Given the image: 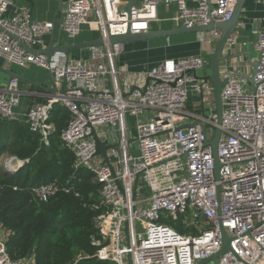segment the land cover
Wrapping results in <instances>:
<instances>
[{
    "label": "built area",
    "instance_id": "1",
    "mask_svg": "<svg viewBox=\"0 0 264 264\" xmlns=\"http://www.w3.org/2000/svg\"><path fill=\"white\" fill-rule=\"evenodd\" d=\"M64 3V36L74 42L89 26L99 33L103 46L88 48L86 59L60 64L21 46L44 50L54 24L34 21L29 7L5 16L13 3L0 0V59L8 68L50 71L54 89L44 95L45 103L18 112L22 98L30 94L20 90L17 79L9 80L0 88V119L26 125L48 146L55 131V108L66 109L70 116L60 141L73 154V174L64 185L53 181L31 188L33 198L45 203L60 193L78 197L73 185L80 182L79 172H88L92 182L100 184L90 209L96 213L93 257L102 262L198 264L219 252L223 229L230 249L217 258L218 264H264V17L250 24L254 41L248 42L242 11L223 48L216 179L212 150L206 146L217 127L214 91L204 80L210 75L197 74L209 65L220 31L197 35L202 47L198 54L164 60L138 74L117 68L124 45L109 40L150 30L158 22L161 5L176 7L174 27L225 23L232 19L238 0H139L130 8L129 0ZM257 4L264 12V0ZM248 43L258 53L254 60L239 56ZM189 100L191 111L185 109ZM126 115L136 122L137 153L128 139ZM104 127L109 128L110 140L97 133ZM93 133L108 148V161L96 155ZM27 162L7 157L2 165L13 174ZM163 214L184 233L159 224ZM11 236L13 232L0 225V264H35L33 254L10 258L6 244Z\"/></svg>",
    "mask_w": 264,
    "mask_h": 264
},
{
    "label": "trees",
    "instance_id": "2",
    "mask_svg": "<svg viewBox=\"0 0 264 264\" xmlns=\"http://www.w3.org/2000/svg\"><path fill=\"white\" fill-rule=\"evenodd\" d=\"M51 120L55 131L45 146L26 125L0 119V160L4 154L28 160L13 174L0 168V225L13 232L7 252L12 260L33 254L35 264H72L76 260V264H109L93 257L96 213L90 204L97 199L99 187L88 172H79L80 182L73 185L78 197L60 193L42 203L32 196L31 188L53 181L64 185L73 174V154L60 141L69 113L57 106ZM172 227L184 233L180 226Z\"/></svg>",
    "mask_w": 264,
    "mask_h": 264
},
{
    "label": "crops",
    "instance_id": "3",
    "mask_svg": "<svg viewBox=\"0 0 264 264\" xmlns=\"http://www.w3.org/2000/svg\"><path fill=\"white\" fill-rule=\"evenodd\" d=\"M65 2V0H62ZM139 1V0H137ZM249 1V0H248ZM246 2L243 8L242 19L246 26V15L249 12L255 13L254 10L256 8V13L260 14L259 17L255 19H262L264 17V12L259 4H257V0H250V2ZM12 6L9 8L8 12L5 16L11 17L14 12L21 7H29L32 12V19L36 22H50L54 24V45L59 46L60 44H75L77 42L90 41L97 39L99 37V33L94 31L91 32L90 35H85L87 30L84 28L81 35H79V39L74 42H69L65 39L62 31H61V21H62V12L56 15L54 20V13L58 8V0H12ZM176 13L175 6H159L157 10V23H152L154 25L152 27L150 25V30H162V29H170L174 28V24L171 22V18ZM244 35V34H243ZM48 35L45 38V47L49 42ZM197 37V35H194ZM191 35H183L177 36L170 39H159L148 42H134L124 45V52L116 59V66L119 69H126L129 73L138 74L143 72H148L160 62L168 59H178L183 57L192 56L198 54L202 49L201 46H197V48L193 51H184L181 50L180 45H183L190 41ZM198 44V43H197ZM199 47V48H198ZM240 54V53H239ZM89 56V52L87 49L84 50H76L69 54L68 57L60 54H56L54 58L51 60L53 63L58 62L60 64L65 63L67 60H80L86 59ZM42 70L35 66H29L25 69L17 68L14 69L8 68L3 60L0 59V88L5 86L9 82V77L2 70H10L20 74L28 78L29 80L35 82H43V88L52 89V83L48 80H44V73H39L38 70ZM20 83V90L24 91L30 95H26L21 100V105L17 109V111H24L25 109L31 108L34 105L43 104L47 100L44 96L47 92L41 89L38 85L33 86L26 82ZM49 93V92H48Z\"/></svg>",
    "mask_w": 264,
    "mask_h": 264
},
{
    "label": "water",
    "instance_id": "4",
    "mask_svg": "<svg viewBox=\"0 0 264 264\" xmlns=\"http://www.w3.org/2000/svg\"><path fill=\"white\" fill-rule=\"evenodd\" d=\"M248 0H238V3L235 8V12L233 14V17L230 21L225 23H209L206 26H196L193 28H186V27H174L170 29H162V30H148L147 32H144L139 35H131L127 34L122 37L118 38H111L109 40L110 44H129L134 42H148L153 40H159V39H170L177 36H183V35H198L202 33L210 32L214 29L219 30L221 35L218 40V43L214 49V52L210 58L209 62V68L211 71V74L209 77H206L205 81H210V83L213 86L214 91V100H215V112H216V123L217 127L215 129L214 136L211 141L206 142V146H209L212 150L213 158H214V171L216 179L219 178V164L217 159V144L221 137V124H222V101H221V90L224 85V82H222L219 78V67L220 63L225 60V58L222 56L223 48L228 40V38L233 34V32L236 30L238 21L241 16V12L243 11V8ZM138 3L137 0H129V4L127 8H130L132 6H136ZM66 7V4L62 0H58V8L56 9L54 13V20L56 18V15L60 13L64 8ZM23 48L26 49L27 52L31 54H43L46 56L47 61L50 62L56 54L64 55L66 57L69 56L70 53L76 50H84L88 49L90 47H102L103 41L99 38L90 40V41H83V42H77L75 44H60L59 46L54 45V30L50 33L49 36V42L46 46V48L42 51H37L31 48H27L25 45L21 44ZM239 56H246L249 57V52H244L243 54H240ZM7 76L9 77V80L17 79L21 82H26L30 85L36 86L38 85L41 89L48 92H53L54 89H46L43 88L42 84L43 82H35L32 80H29L28 78L21 76L20 74H17L16 72L10 71V70H2ZM44 80H48L52 83V77L50 71L45 72ZM250 84L252 85V90L255 89V85L253 83V80L250 79ZM95 146H96V155H102L106 161V150L108 149L106 146H103L98 139L97 135L95 133L92 134ZM94 185L99 186L100 184L98 182H94ZM221 235H222V241H221V248L219 252L208 258L207 260H204L198 264H218L217 258L221 256L223 253L229 251L230 247V239L227 238L225 232L223 229H221Z\"/></svg>",
    "mask_w": 264,
    "mask_h": 264
},
{
    "label": "rangeland",
    "instance_id": "5",
    "mask_svg": "<svg viewBox=\"0 0 264 264\" xmlns=\"http://www.w3.org/2000/svg\"><path fill=\"white\" fill-rule=\"evenodd\" d=\"M248 2H250V0ZM254 12L255 13H252V12L247 13L246 18H245L246 19V26H245V29H244V39H245V41H248V42H253L254 41V38L251 36V34L249 32V30H250V24L252 23V21L256 17H259L260 16V14H257L256 13V8H255ZM151 26L154 27V25H151ZM84 28H86V30H87V32H86L85 35H90V34H92L91 32H94V30L91 29L89 26H84L83 27V30H84ZM81 33H80V35H81ZM194 35L195 34H193V35H191V37H189L190 38V41L189 42H187V43H185L183 45H180L181 50H184V51H193V50H195L197 48V46L199 45V42H198L197 37H195ZM79 37L80 36H78L77 39H79ZM65 39L67 41H69V42H73V41L68 40L66 37H65ZM213 47L215 48L216 47V44ZM236 50H237V53L238 54L241 53V46H240V44L237 45ZM244 52H249L250 53V56H251V59H253V60L258 57L257 51L255 49L251 48V45L249 43L244 46ZM210 58L211 57H208V63L210 61ZM13 68L14 69H17L16 67H13ZM36 70H38L39 73H42V74L44 73L42 70H39V69H36ZM210 74H211V71H210L209 65H207L203 69L202 73H198L197 74V77L198 78H203L204 76H208ZM185 109L190 110V111L192 110L191 109V101L190 100H189V102H187V105H186V108ZM205 115L208 116V113H205ZM135 123L136 122H135V119L134 118H131V117H129V116L126 115V124H127V127H128V139H129V141H131V145H132V148L134 149L135 153H137L138 148H139L138 142L137 141H133V140H135L134 137L136 136V134H135ZM108 132H109V128L108 127L99 128L98 131H97L98 134H106V137L108 138V140H110V135L108 134ZM7 157H9V156L6 155V154H4V155L1 156V158H4V159L7 158ZM1 160H0V168L3 171H5L6 173L12 174L10 170H8L7 168H5L2 165L3 159H1ZM144 194H145V196H149V191L145 190V193ZM92 198H93V196H92ZM144 207H147V205H144ZM164 216H165V214L162 215V219L163 220L161 219L158 222L159 224H163V225H167V226H173V225H176L177 224V223H175L173 221H170V220H164ZM209 264H212V263H209Z\"/></svg>",
    "mask_w": 264,
    "mask_h": 264
}]
</instances>
